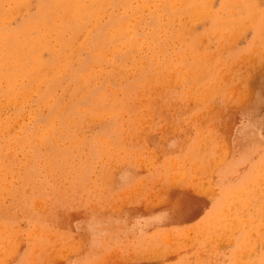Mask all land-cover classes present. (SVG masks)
Returning a JSON list of instances; mask_svg holds the SVG:
<instances>
[{
	"label": "rangeland",
	"instance_id": "rangeland-1",
	"mask_svg": "<svg viewBox=\"0 0 264 264\" xmlns=\"http://www.w3.org/2000/svg\"><path fill=\"white\" fill-rule=\"evenodd\" d=\"M48 1L0 0V264H264V0Z\"/></svg>",
	"mask_w": 264,
	"mask_h": 264
},
{
	"label": "bare ground",
	"instance_id": "bare-ground-1",
	"mask_svg": "<svg viewBox=\"0 0 264 264\" xmlns=\"http://www.w3.org/2000/svg\"><path fill=\"white\" fill-rule=\"evenodd\" d=\"M58 1H62V2H68L69 0H50V1H48V3H47V6H51V5H53L55 2H58ZM46 6V7H47ZM46 12H48V11H46L45 10V13H41V15H39V16H37V17H33V19H35V22H38L42 17H43V15H45L46 14ZM50 15V14H49ZM52 17V16H51ZM34 64H36L37 66H41L42 64L41 63H37L36 61H34ZM43 67H44V65H43ZM26 68V65L24 64V66L22 67V69H25ZM95 102L92 104V109L91 110H94L95 111ZM74 111V110H73ZM72 111V112H73Z\"/></svg>",
	"mask_w": 264,
	"mask_h": 264
}]
</instances>
